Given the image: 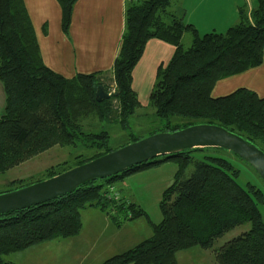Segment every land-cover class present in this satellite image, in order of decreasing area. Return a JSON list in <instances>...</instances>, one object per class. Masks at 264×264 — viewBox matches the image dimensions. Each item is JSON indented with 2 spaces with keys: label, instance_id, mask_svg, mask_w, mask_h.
I'll return each instance as SVG.
<instances>
[{
  "label": "trees",
  "instance_id": "1",
  "mask_svg": "<svg viewBox=\"0 0 264 264\" xmlns=\"http://www.w3.org/2000/svg\"><path fill=\"white\" fill-rule=\"evenodd\" d=\"M57 1L61 27L67 33L76 0ZM170 3L127 2L125 28L112 66L115 88L108 98L97 101L96 87L102 84L98 74L77 73L66 78L48 68L41 59L23 0H0V81L5 92L0 114V173L54 145L95 150L90 156L78 154L74 165L117 148L110 145L108 130H85L80 121L82 115L92 112L99 122L110 121V100L114 98V121L122 129L129 128L130 116L140 107L131 87L132 69L151 38L171 43L174 52L167 63L158 66L149 93V103L161 120L150 134L212 123L264 152V97L244 87L222 96L211 95L217 80L261 63L264 0H256L249 11L240 7L237 22L224 32L202 34L170 12ZM184 32L192 36L188 47L181 43ZM140 138L130 133L129 140L118 147ZM216 148L195 147L157 156L110 177L86 181L60 197L0 214V264H19L5 260L7 253L77 234L80 211L87 207L106 211L116 225L146 217L138 204L117 196L111 182L168 159H175L177 167L172 182L163 190L159 202L162 218L152 223V234L100 264H177V251L194 245L211 248L224 232L246 222L247 230L216 249L218 263L264 264V221L259 210L264 190L253 183L241 185L237 181L239 169L226 157L211 152ZM195 152L202 156L194 158ZM189 165L193 168L186 176ZM51 168L47 177L68 169ZM32 182H20L13 189Z\"/></svg>",
  "mask_w": 264,
  "mask_h": 264
},
{
  "label": "crops",
  "instance_id": "2",
  "mask_svg": "<svg viewBox=\"0 0 264 264\" xmlns=\"http://www.w3.org/2000/svg\"><path fill=\"white\" fill-rule=\"evenodd\" d=\"M23 2L33 26L41 59L48 68L66 78L77 73H96L101 82L105 76L113 80L112 66L125 28L127 0H76L67 33L61 27V7L57 0ZM255 3L256 0H180L179 8L170 7L169 10L185 22L192 23L198 33L202 34L225 31L237 22L240 7L249 11ZM173 52L174 46L171 43L158 38H151L145 43L132 69L131 80V87L140 106V90L145 89L144 96L149 97L158 66L167 63ZM102 85L106 88L104 83ZM240 87L264 97V49L259 65L217 80L211 95H226ZM4 105L5 92L3 84H0V114L4 111ZM161 164L135 172L151 170ZM80 212L81 227L77 234L42 241L7 253L4 259L19 264H99L103 259L125 251L147 238L138 232L136 226L142 216L116 225L106 211L97 207H88ZM84 215L90 224L84 222ZM146 218V226L152 230L153 222Z\"/></svg>",
  "mask_w": 264,
  "mask_h": 264
},
{
  "label": "rangeland",
  "instance_id": "3",
  "mask_svg": "<svg viewBox=\"0 0 264 264\" xmlns=\"http://www.w3.org/2000/svg\"><path fill=\"white\" fill-rule=\"evenodd\" d=\"M179 1L180 0H171L169 9L170 7L173 9L179 8ZM191 38L192 36L190 32L183 33L181 38L183 47H188L191 44ZM103 83L106 85V88L110 93L114 91L115 84L111 78L105 76L102 79V84ZM0 84L2 85L1 81ZM144 93L146 95L145 89L140 90V95L142 97L141 106L133 115L130 116L129 128L122 129L119 123L114 121L117 115V101L114 98L110 100L112 106V111L108 118L110 121L99 122L94 112H92V115H90V113L84 114L82 115V119L80 121L83 128L89 131H99L100 129L108 130L110 134L109 143L112 147H118L119 144L128 141L130 133L141 138L148 136L152 131L158 129L161 124V120L155 116L154 107L148 103L149 97L147 98V96H144ZM215 150L216 151L211 152H216L226 157L234 163L236 168L239 169L237 181L241 185L244 186L246 183H253L264 190L263 181L250 164L242 159H239L229 150L222 148H216ZM93 153H95L94 149L84 148L82 146L54 145L49 147L48 149L33 155L31 158L24 160L18 165L9 168L5 172L0 173V193L13 189L20 182L28 183L38 179H45L48 176L47 169L51 167V169L55 171L59 169L61 171L63 167H73L75 166V157L78 154L90 156ZM201 156L202 153L200 152L193 153L194 158H199ZM57 165L59 166L57 167ZM176 167V160L168 159L162 162V164L158 167H154L155 169H145L140 172L126 175L123 179H116L111 182V186L117 196L122 197L126 202H134L135 204H138L145 211V214L151 222L158 223L162 218L159 202L161 200L163 190L173 180ZM192 168V165L188 166L185 172L186 176L189 175ZM87 208H84L81 211H84ZM259 210L262 220L264 221V202L259 204ZM120 215H122V213H120ZM142 217L139 221H137L136 226L138 228V232L142 233L144 237H148L151 235L152 230L150 227L146 226L145 219L147 220V218L145 216L143 218ZM84 222L86 224H90L86 221L85 215ZM248 228V222L230 228L214 241L211 248H202L199 245H194L190 248L179 250L175 253L176 263L219 264L215 252L216 249Z\"/></svg>",
  "mask_w": 264,
  "mask_h": 264
},
{
  "label": "water",
  "instance_id": "4",
  "mask_svg": "<svg viewBox=\"0 0 264 264\" xmlns=\"http://www.w3.org/2000/svg\"><path fill=\"white\" fill-rule=\"evenodd\" d=\"M109 95L102 84L97 85V101ZM195 147H219L233 152L250 164L264 183V152L260 148L220 125L196 123L149 134L53 176L2 192L0 214L60 197L86 181L110 177L157 156Z\"/></svg>",
  "mask_w": 264,
  "mask_h": 264
},
{
  "label": "built area",
  "instance_id": "5",
  "mask_svg": "<svg viewBox=\"0 0 264 264\" xmlns=\"http://www.w3.org/2000/svg\"><path fill=\"white\" fill-rule=\"evenodd\" d=\"M127 1H130V0H127ZM133 1H135V0H133Z\"/></svg>",
  "mask_w": 264,
  "mask_h": 264
}]
</instances>
